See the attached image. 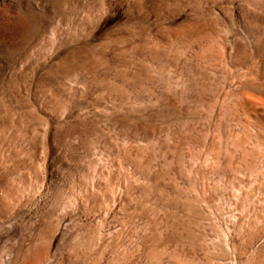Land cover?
Segmentation results:
<instances>
[{"label": "rangeland", "instance_id": "1", "mask_svg": "<svg viewBox=\"0 0 264 264\" xmlns=\"http://www.w3.org/2000/svg\"><path fill=\"white\" fill-rule=\"evenodd\" d=\"M258 5L0 0V264H264Z\"/></svg>", "mask_w": 264, "mask_h": 264}, {"label": "bare ground", "instance_id": "2", "mask_svg": "<svg viewBox=\"0 0 264 264\" xmlns=\"http://www.w3.org/2000/svg\"><path fill=\"white\" fill-rule=\"evenodd\" d=\"M250 1V0H249ZM251 3L253 4V5H258V4H264V0H251ZM251 5V4H250ZM258 7H259V5H258ZM258 7H256V8H258ZM260 7H261V5H260ZM248 8V7H247ZM263 9V8H262Z\"/></svg>", "mask_w": 264, "mask_h": 264}]
</instances>
